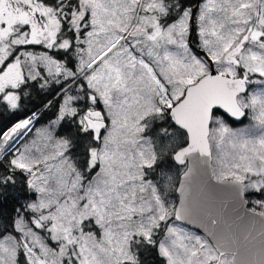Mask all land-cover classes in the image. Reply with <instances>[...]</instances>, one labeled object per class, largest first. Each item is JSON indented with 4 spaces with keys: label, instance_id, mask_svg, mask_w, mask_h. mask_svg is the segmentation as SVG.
I'll return each mask as SVG.
<instances>
[{
    "label": "rangeland",
    "instance_id": "374dc122",
    "mask_svg": "<svg viewBox=\"0 0 264 264\" xmlns=\"http://www.w3.org/2000/svg\"><path fill=\"white\" fill-rule=\"evenodd\" d=\"M81 1L84 7L69 22L76 29L77 22L85 26L78 63L84 87L71 80V73L54 117L33 123L28 135L14 141L12 132L22 121L0 135V156L8 152L9 168L22 171L35 193L27 202L33 216L28 219L21 213L13 221L21 244L0 224V264H64V259L67 264L134 262L129 241L148 239L160 221L164 226L156 247L165 264H232L229 254L217 256L201 232L172 216L174 188L183 166L173 162L171 153L184 143V132L148 130L155 119L168 116V107L184 87L208 69L206 58L187 44L189 6L165 23L162 16L169 12L171 0ZM197 4L191 41L210 57L216 71L247 77L246 91L236 97L246 110L243 119L230 124L220 113L211 115L207 139L212 175L240 180L248 205L264 210V193H258L264 191V0ZM55 19L39 45L56 41ZM38 37L28 30L18 32L13 41L34 43ZM65 44L66 40L59 43ZM4 45L10 55L12 45ZM18 56L24 59L27 77L37 74L40 64L48 72L53 67L42 53L22 50ZM16 57H11L14 62ZM77 88H85V96L91 94L99 102L106 119L95 135L98 144L88 146L91 157L85 170L96 167L86 179L77 158L67 151V138L80 136L81 128L69 129L61 120L78 112L82 95L73 91ZM33 115L37 113L32 111L29 121ZM83 116L84 111L78 117ZM60 125L68 133L56 134ZM39 228L48 230L50 242L40 237Z\"/></svg>",
    "mask_w": 264,
    "mask_h": 264
},
{
    "label": "water",
    "instance_id": "95a60500",
    "mask_svg": "<svg viewBox=\"0 0 264 264\" xmlns=\"http://www.w3.org/2000/svg\"><path fill=\"white\" fill-rule=\"evenodd\" d=\"M197 3L195 0L189 7L186 40L206 58L208 69L184 87L167 111L171 123L185 134L184 143L171 153L173 162L183 166L174 188L176 200L172 216L201 232L217 256L229 254L232 264H264V210L246 205L240 180L213 177L207 139L214 110L232 122L243 119L245 109L236 97L246 91L247 77L243 73L230 76L216 71L210 57L192 43L190 36L195 30ZM103 126L101 120L92 124L95 133Z\"/></svg>",
    "mask_w": 264,
    "mask_h": 264
},
{
    "label": "flooded vegetation",
    "instance_id": "af4514ba",
    "mask_svg": "<svg viewBox=\"0 0 264 264\" xmlns=\"http://www.w3.org/2000/svg\"><path fill=\"white\" fill-rule=\"evenodd\" d=\"M27 1L29 3H26ZM83 7L81 0H0V125L6 121L9 122L7 126L12 125L20 118H16L18 114L29 109L31 112L37 113L35 119L37 120L41 115L53 110L49 105L54 100H56V108L59 110V102L67 92L71 73L74 74L71 80H76L79 86L84 87L83 71L78 69V63L83 49L82 40L84 39L85 26L80 24V27L77 22L76 29L73 21L69 22L74 12H80ZM82 14L80 23H83L85 17V13ZM54 16L58 24L56 41L53 44L50 42L49 46H41L39 45L40 38L43 33L50 31L49 26L53 27ZM28 30L31 31V35L36 33L39 40L34 43L13 41L18 32L21 34ZM75 38H77V42H75ZM64 40H66L65 46L59 45ZM6 42L12 45L10 55L6 54L4 45ZM192 43L195 45V42ZM195 46L197 47V45ZM22 50H30L34 54L42 53L44 58L48 59L47 62L53 64V67L48 72L44 65L40 64L42 68L38 70L37 74L27 77L25 67L21 65L24 59L18 56ZM14 54H17L16 63L11 58ZM32 94L39 99L35 100V104H41L36 108H24L30 104L29 98ZM79 103L81 105H76V108H79L80 112L84 111V116L82 120L78 117L77 123L80 125L81 135L88 143L87 134L94 141L95 135H99L104 128L106 119L100 109L99 102L91 94L87 96L83 94ZM97 113L100 115L95 116ZM97 120L103 121L104 126L95 133L92 124ZM66 125L69 128L68 123ZM83 170H85L84 167Z\"/></svg>",
    "mask_w": 264,
    "mask_h": 264
},
{
    "label": "trees",
    "instance_id": "16d2710c",
    "mask_svg": "<svg viewBox=\"0 0 264 264\" xmlns=\"http://www.w3.org/2000/svg\"><path fill=\"white\" fill-rule=\"evenodd\" d=\"M194 1L195 0H171L170 3L167 4L169 8L168 10L169 12L166 15L162 16V20H164L165 23L171 22L179 15L181 9L187 6L190 7L194 3ZM73 91H77L80 95L84 94L85 96L84 93L85 88L83 90L77 88V89H73ZM35 100H39V99L38 97H34V94H32V96L29 98L30 104L26 105L24 108L38 107L41 103L35 104L36 103ZM55 102L56 100H54L49 105V107L52 108L53 110H51L50 113H45V115H41L37 120H35L34 126L55 116L56 112L58 111ZM76 105H81V104L77 102ZM77 111L78 112L74 113L75 116H73L72 118L70 117L68 119H64V118L62 119V122H65L66 124L68 123L69 129L77 130L80 126L77 123V118L79 116V113L81 112L79 108H77ZM30 112H31L30 109L25 110L20 114H18L16 118L23 117ZM213 113H220V112L218 110H214ZM227 120L230 124L233 123L231 120L229 119ZM8 123L9 122L6 121L0 125V135L2 131L7 127ZM152 129H156V130L163 129L164 131L167 132L172 130H178V128H176L171 123L168 116L164 119H159V120L155 119L151 123V126L148 130L151 131ZM55 131L56 134L59 135H63L64 132H66L61 130V125L58 126V128H56ZM26 134L28 135L29 132H27ZM87 138L89 139V141L88 144H86V147L81 145L82 141L83 142L86 141L82 135L76 137L71 136L67 138V141L69 142V147L67 151L70 152V155L75 156L77 158V164L79 165V168L81 170L82 179L88 178L90 174L94 172L96 167L94 164V166L90 167L91 169L88 172H86V170H83V167L87 159L91 157V154H88L87 151L88 146L96 147V145L98 144L95 141H93L88 134H87ZM8 162H9L8 152H6L2 154V156H0V224L4 226L5 232L10 233L13 237L16 238V241L19 244H21V242L23 241L21 240L19 232L13 227V221L17 215L23 214L25 217H28V219H30L33 216L34 211L27 208V202L29 200L34 199L35 193L30 188L26 175L18 169H10ZM262 189L263 188H261V190H258V193H264ZM247 195L248 193L247 194L245 193V196ZM245 199L247 198L245 197ZM246 202H247V206H249L247 200ZM86 219L82 220V229L83 227H85ZM163 226H164V221H160L158 226L154 228L155 233H152L148 239L132 238L129 241V248H130L129 250L135 255L136 261L134 262L124 261L123 264H165L164 258L158 253L156 247ZM39 229H40V233H39L40 237L43 238L45 241L50 242V235H48V230H45L43 228H39ZM21 256L22 253L19 250L18 260H20ZM63 263L67 264V260L64 259Z\"/></svg>",
    "mask_w": 264,
    "mask_h": 264
},
{
    "label": "built area",
    "instance_id": "2783aa9c",
    "mask_svg": "<svg viewBox=\"0 0 264 264\" xmlns=\"http://www.w3.org/2000/svg\"><path fill=\"white\" fill-rule=\"evenodd\" d=\"M30 115L31 114L26 115L25 117L22 118L21 127L18 129V131L16 133L13 134L11 141H14V140L20 138L29 129V127L33 124L36 116L33 115V117L30 119L31 121H29Z\"/></svg>",
    "mask_w": 264,
    "mask_h": 264
},
{
    "label": "crops",
    "instance_id": "0c3cea01",
    "mask_svg": "<svg viewBox=\"0 0 264 264\" xmlns=\"http://www.w3.org/2000/svg\"><path fill=\"white\" fill-rule=\"evenodd\" d=\"M163 11H164V12H162V13H165V12H166V9H165V7H164V6H163Z\"/></svg>",
    "mask_w": 264,
    "mask_h": 264
}]
</instances>
